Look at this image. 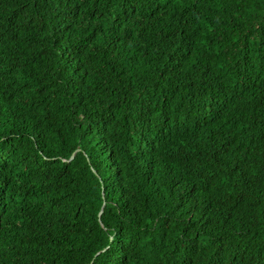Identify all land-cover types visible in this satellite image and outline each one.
Returning a JSON list of instances; mask_svg holds the SVG:
<instances>
[{
    "label": "trees",
    "instance_id": "trees-1",
    "mask_svg": "<svg viewBox=\"0 0 264 264\" xmlns=\"http://www.w3.org/2000/svg\"><path fill=\"white\" fill-rule=\"evenodd\" d=\"M0 264H264V0H0Z\"/></svg>",
    "mask_w": 264,
    "mask_h": 264
},
{
    "label": "water",
    "instance_id": "water-1",
    "mask_svg": "<svg viewBox=\"0 0 264 264\" xmlns=\"http://www.w3.org/2000/svg\"><path fill=\"white\" fill-rule=\"evenodd\" d=\"M74 153H75V152H74ZM74 153H72L71 157L73 156ZM103 204H104V203H102V207H101V209H100V211H99V213H98V217L100 216V214H101V212H102Z\"/></svg>",
    "mask_w": 264,
    "mask_h": 264
}]
</instances>
